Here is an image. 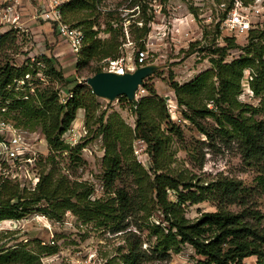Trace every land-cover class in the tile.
<instances>
[{
	"label": "rangeland",
	"instance_id": "1",
	"mask_svg": "<svg viewBox=\"0 0 264 264\" xmlns=\"http://www.w3.org/2000/svg\"><path fill=\"white\" fill-rule=\"evenodd\" d=\"M140 1L137 5L132 0H97L96 8L87 11L93 14L89 19L94 21V28L100 30L99 37L113 38L114 32L107 31L110 27L121 30L117 39L120 42L118 57H124L127 61L135 59L141 44L148 51L147 61L154 65L155 69L143 80L140 86H143L145 91L139 92L137 98L130 99L125 95L109 98L92 91L95 96L87 101L89 112L84 107L79 108L68 130L61 135L64 144L52 149L40 126L29 128L17 125L14 115L18 109H10L11 99L2 101L0 96V122L13 123L28 131L37 157L36 164L31 168L33 174L30 171L29 176L34 177L36 181L42 176L50 175L54 179L67 178L70 181L87 182L93 187L90 198L106 197L108 194L104 186V156L109 142L115 143L117 148H123L125 152L129 150L128 156L134 157L150 171L153 159L146 141L144 140L143 146L139 141L141 137L137 136L136 108L139 101L152 96L163 100L165 110L161 109L162 115L168 113L177 127L172 129L168 118L161 119L158 105H146L153 116L162 121V129L170 136L166 145L167 156L170 157L166 170L170 174L185 176L194 181L224 175L241 179L247 186L255 187L260 173L259 167L245 163L238 143L229 140L216 129L217 125L212 116L198 118L210 132L208 137L195 123L186 118L184 112L189 109L185 105L178 103L175 114L174 109L170 114L166 105L168 93L177 100L174 84L190 82L201 72L210 69L211 58L223 56V62L230 63L244 56H253V52L249 53L250 35L246 39L235 37L233 42L226 40V37L230 36L223 29L222 23L230 0ZM243 1L245 5L250 3L249 1H256L258 6H264V0ZM5 2L0 0V8ZM143 7L146 9L145 14ZM150 15L151 35L148 31L146 35L139 37L141 25L138 21L142 16ZM66 20L76 24V21L71 19V13L67 12ZM38 25L36 21H28V24L25 23L21 28L0 25L1 33L5 37V42L0 45V65L9 63L27 69L24 76L15 79V91L19 88L25 90L28 86L29 91L33 93L36 88L50 86L58 91L59 102L66 104L73 98L75 92L72 88L76 84L83 86L82 92L90 87L86 78L92 73L88 66H80L76 70V77H72L70 81H67L66 77L61 80L54 74H49L50 66L45 62L44 56L54 55L49 50L51 46L45 28L36 29ZM75 26L82 29L84 25ZM252 30L262 35L254 39V42L264 45V14L255 18ZM223 47H226L224 51ZM57 62L56 68L64 73L63 65L58 59ZM102 63L101 60L90 61L91 66ZM255 71L254 66L244 68L241 90L237 98L252 106H259L261 97L251 86ZM246 75H249V82ZM213 80L218 84L216 77H213ZM12 87L13 83L12 86H7L8 89H13ZM67 91H70V97ZM26 97L27 95L23 96ZM205 101L209 107L214 106L213 100ZM172 114L176 116L175 120ZM257 116L263 117L260 114ZM117 132H120L119 138ZM4 167L5 163L0 162V183L9 188L18 187L25 196L23 200L30 202V192L36 187L26 176L28 170L23 169L21 172L17 169L15 173L2 174ZM116 184L122 185L120 180ZM169 196L174 197L171 192ZM3 197L7 198L9 194ZM11 202L16 200L12 199ZM56 204L51 207L45 200L33 205L24 204L23 209L31 212L21 218L0 219V254L12 256L8 264H122L121 255L130 243L126 231L132 229L141 234L144 239L143 246L149 248L155 238L149 235L148 224L163 220L161 211L150 205L153 214L148 217L147 222L141 223V228L130 223L126 230L114 232L108 222L82 218L74 210L64 209L60 204ZM255 204L262 214L264 225V193L256 198ZM183 208L186 216L195 219L205 211L216 210L217 205L213 200L207 199L199 203L188 201ZM230 208L239 209L235 205ZM51 213H55L54 216ZM56 214L59 217H55ZM55 248L56 250L52 251ZM203 258L187 243L179 252H171V257L154 256L146 264H198ZM244 260L246 264H256L257 257L252 255ZM3 262L1 264H7Z\"/></svg>",
	"mask_w": 264,
	"mask_h": 264
},
{
	"label": "trees",
	"instance_id": "2",
	"mask_svg": "<svg viewBox=\"0 0 264 264\" xmlns=\"http://www.w3.org/2000/svg\"><path fill=\"white\" fill-rule=\"evenodd\" d=\"M132 2L139 5L141 1ZM96 3L97 0H68L64 5L65 18L67 12L71 13V19L76 21L74 25H84L85 42L78 67L88 66L92 74L102 71V66H91V60L99 62L106 57L119 56L120 42L117 39L121 32L120 29L110 27L107 31L114 32L113 38L103 39L98 36L100 30L95 29L94 21L89 19L93 14L87 12L93 11ZM232 6L233 0H230L228 10ZM145 10L143 7L144 14ZM142 17L145 22L139 27V37L148 33L152 15ZM3 35L0 37V45L5 42ZM249 35V53L253 52V56H244L230 63H224L223 56L211 58L210 69L201 72L190 82L175 83L174 89L178 103L189 109L184 112L186 118L210 137V132L198 118L212 116L216 129L229 140L238 143L245 163L259 167L255 187L247 186L241 179L224 175L194 181L185 176L170 174L166 170L170 158L167 156L166 145L170 136L162 129V121L157 120L146 105H158L161 119L168 118L172 129L177 127L168 113L162 115L161 109L165 110L163 100L151 96L139 101L136 108L137 136L146 141L153 159L150 171L134 157H129V150L125 152L123 148L119 149L115 143L109 142L104 156L106 197L90 198L93 187L87 182L54 179L46 175L41 177L36 188L30 192L31 201L25 202V196L18 187L9 188L0 183V219L21 218L31 212L23 209L24 204L33 205L45 200L51 207L57 203L64 209H72L82 218L108 222L110 229L118 232L126 230L130 223L141 228V223L147 222L153 214V209L149 208L153 205L163 216L162 221L148 224V233L155 238V242L145 248L141 234L132 229L127 230L130 243L121 255L122 264H146L154 256L169 258L171 252H179L187 243L204 257L198 264H246L244 259L252 255L257 257L256 264H264V225L262 214L255 204L256 198L264 193V45L254 42V39L262 37L255 30H251ZM226 40L233 42L234 38L226 37ZM140 49H144L143 44ZM44 57L50 66L49 74L65 80L63 71L55 66L57 59L54 56ZM248 66L256 69L251 86L261 97L259 106H252L237 98L243 70ZM26 73L27 69L22 66L9 63L0 65L1 99H11L9 108L18 109L14 115L17 125L29 128L40 126L49 146L57 149L64 144L61 135L68 130L77 110L84 107L89 112L87 101L95 95L89 86L82 92L83 86L76 84L72 88L75 92L73 98L63 104L59 102L58 91L50 86L36 88L33 93L28 86L25 90L19 88L15 91V79ZM213 77L217 78L218 84ZM12 83L13 89H8L7 86H12ZM151 92L154 93V90ZM24 95L27 97L23 98ZM205 100H213L214 106L209 107ZM258 114L263 117H258ZM178 131L181 133L180 129ZM117 135L119 138L120 132ZM118 180L122 185L116 184ZM170 192L173 198L169 196ZM8 194L9 197H3ZM12 199L16 202L12 203ZM207 199L216 203V210L205 211L195 219L186 216L183 206L188 201L199 203ZM233 205L239 209L230 208ZM141 212L145 213L144 216ZM55 217L59 216L56 214ZM11 258L7 254H0V264L3 261L8 264Z\"/></svg>",
	"mask_w": 264,
	"mask_h": 264
},
{
	"label": "built area",
	"instance_id": "3",
	"mask_svg": "<svg viewBox=\"0 0 264 264\" xmlns=\"http://www.w3.org/2000/svg\"><path fill=\"white\" fill-rule=\"evenodd\" d=\"M5 4L0 8V25L2 27H23L24 14L22 10V0H5ZM68 0H40L41 4L39 7L38 16L42 17L47 22L54 26V29L60 39L66 43L70 51L74 56L79 59L81 50L85 42L84 31L69 23L64 16V5ZM243 0H234L233 6L227 11L226 16L223 19L222 27L226 33L232 37H249L250 31L252 30L254 21L256 17L264 14V6H258L257 2L248 3L245 5ZM225 5V4H221ZM152 21V20H150ZM180 21L181 20H177ZM145 22L144 18L138 21L139 25H143ZM155 24V23H153ZM149 27L151 23H148ZM176 28V26L174 25ZM2 30L0 29V37L2 35ZM151 28L149 29V35H151ZM148 51L144 49L139 50V54L135 59L126 60L124 57H106L102 59L101 64L102 70L113 71L117 74H124L126 72H133L138 67L149 65L147 61ZM249 75H246V80L249 82ZM252 79V76H250ZM10 86V85H9ZM249 86V85H248ZM250 87V86H249ZM249 90L246 89V91ZM145 88L140 86L136 91L137 98L139 92H144ZM70 97V91H67ZM166 105L168 110H173V114L177 111L178 101L175 96L171 93L166 94ZM175 120V115H173ZM0 131L2 138H0V162L5 163V167L2 170V174L15 173L17 169L21 172L28 170L26 176L30 183H34L35 187L39 180H35L29 176L31 168L36 164V155L34 148L29 140L27 130L14 125L13 123L0 122ZM141 144H145L144 139L139 140ZM33 174V172L31 171Z\"/></svg>",
	"mask_w": 264,
	"mask_h": 264
},
{
	"label": "water",
	"instance_id": "4",
	"mask_svg": "<svg viewBox=\"0 0 264 264\" xmlns=\"http://www.w3.org/2000/svg\"><path fill=\"white\" fill-rule=\"evenodd\" d=\"M154 69L155 66L149 64L124 74L102 70L87 76L86 82L90 85L92 91L99 96L115 98L119 95H125L130 99H134L136 91L142 85L143 80Z\"/></svg>",
	"mask_w": 264,
	"mask_h": 264
},
{
	"label": "crops",
	"instance_id": "5",
	"mask_svg": "<svg viewBox=\"0 0 264 264\" xmlns=\"http://www.w3.org/2000/svg\"><path fill=\"white\" fill-rule=\"evenodd\" d=\"M40 4V0H22L24 22L28 24V21H36L39 23L36 29L39 27L45 28L46 37L51 46L49 50H51L55 57H58L57 59L60 61L64 68V76L67 78V80L70 81L72 77H76L75 74L78 68L79 60L75 58L69 47L60 40V37L56 33L54 26L44 20L42 17L38 16ZM62 53H65V55H62Z\"/></svg>",
	"mask_w": 264,
	"mask_h": 264
}]
</instances>
